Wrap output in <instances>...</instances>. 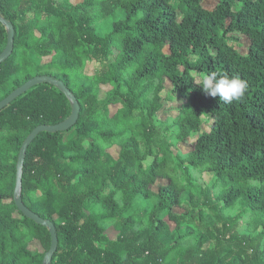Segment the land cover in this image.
Listing matches in <instances>:
<instances>
[{
  "label": "trees",
  "instance_id": "trees-1",
  "mask_svg": "<svg viewBox=\"0 0 264 264\" xmlns=\"http://www.w3.org/2000/svg\"><path fill=\"white\" fill-rule=\"evenodd\" d=\"M0 16L14 27L0 100L49 75L80 107L72 127L41 132L25 154L19 195L56 225L51 264H264V0H218L211 9L203 0H0ZM243 36L246 53L232 42ZM7 40L0 21V54ZM211 72L246 80L245 95L225 104L204 93L198 76ZM102 85L111 86L105 97ZM175 95L183 98L177 114L159 119ZM72 111L50 83L0 110V264H44L51 234L17 207V162L36 127ZM202 169L210 180L194 202L192 178ZM247 221L255 236L237 233ZM185 225L197 239L179 233ZM29 237L45 252L31 251Z\"/></svg>",
  "mask_w": 264,
  "mask_h": 264
},
{
  "label": "rangeland",
  "instance_id": "rangeland-1",
  "mask_svg": "<svg viewBox=\"0 0 264 264\" xmlns=\"http://www.w3.org/2000/svg\"><path fill=\"white\" fill-rule=\"evenodd\" d=\"M71 2L74 4H77V3L83 2V0H71ZM217 3H218V0H203L204 6L207 8H210V9L213 8ZM117 15H118V18L124 17V11L119 10ZM113 21H114V18L109 16L102 21V25L108 31L109 29H111ZM232 42H233V44L236 45L237 49H239L241 52L246 53L248 51V48L250 45V40L246 36H243L239 42H236L234 40ZM47 59L48 58H44L43 61H47ZM87 72L92 74L93 72H95V70L92 66L89 65L87 67ZM198 78H201V77L198 76ZM171 88H172V86H171L170 82H167V90L168 91L167 90L164 91L163 95L166 96L167 92H169V90ZM109 90H111V86L102 85L101 97H105ZM2 96H3V93L0 92V97H2ZM182 103H183V98L179 95H175L173 100L164 101V108L159 112L158 118L161 120H166V119L176 115L177 110H178V108L181 107ZM118 107L119 106H111L112 113L115 112ZM208 127H209L208 123H205L204 128L208 129ZM178 149L184 153H187L190 151V145L185 144V143H180L178 146ZM119 150H120V148L118 146H113L112 148L109 149V151L115 157H118ZM174 152L177 153L178 151L175 150ZM193 176L194 177L192 178V183H193L192 193H193V197H194V202H199L201 200V197H202V191H203L204 187L207 185L208 181L210 180V174L205 169H202L200 172H195ZM165 182H166V179L159 180L158 183L154 186V189L157 190V186L159 184H163ZM188 198H189V192H185L183 194L184 201L187 200ZM182 210H184V209H180L178 207L175 208V211L178 213L181 212ZM237 213H238V210L231 212L230 215L235 216ZM207 216L209 217V219L212 223H214L216 225L221 224L220 221H218V217H216L214 214L207 213ZM166 220L169 223L171 229L173 231H175L176 233H178V231L176 230V225L173 222H171L168 218H166ZM248 224H249L248 221L243 222L242 226L238 229L237 233L240 235H242L244 233H248V234L251 233V235L255 236L257 232H254V230L251 231L250 226ZM261 229L262 228H260V230ZM188 232H194L195 237H196L195 239H197L199 236V232L197 231V229L191 225H185L179 231V233H188ZM105 234L110 239L115 240L117 238L119 232L114 227L109 226L105 230ZM28 244H29L30 250L33 251L34 253L45 252L44 248L42 247V245L40 244V242L37 239L29 237L28 238Z\"/></svg>",
  "mask_w": 264,
  "mask_h": 264
},
{
  "label": "water",
  "instance_id": "water-1",
  "mask_svg": "<svg viewBox=\"0 0 264 264\" xmlns=\"http://www.w3.org/2000/svg\"><path fill=\"white\" fill-rule=\"evenodd\" d=\"M0 21H2L8 30V40L7 45L5 49L0 54V64L3 63L13 52V39H14V27L11 22H8L4 20L0 16ZM41 83H50L52 85H55L56 87L60 88L61 91H63L72 101L73 104V111L71 116L55 125H39L36 127L25 139L19 153L18 162H17V183H16V191H15V200L18 209L27 217L34 220L38 224H41L45 227H47L51 234V246L48 251L45 253L44 257V264H51V261L53 259V256L55 252L58 249L59 245V237L56 225L52 220H46L42 217H40L37 213L32 211L30 208H28L25 203L23 202V199L19 195L20 188H21V182H22V171L24 166V160H25V154L29 148V146L33 143V141L37 138V136L41 132H58V131H64L72 127L78 120L80 107L78 104V101L76 97L72 95L70 90L66 87L63 81L57 80L56 78L49 76V75H40L35 76L13 91H11L6 97L0 100V110L4 107L10 105L15 99H17L19 96L30 90L32 87L41 84Z\"/></svg>",
  "mask_w": 264,
  "mask_h": 264
},
{
  "label": "clouds",
  "instance_id": "clouds-1",
  "mask_svg": "<svg viewBox=\"0 0 264 264\" xmlns=\"http://www.w3.org/2000/svg\"><path fill=\"white\" fill-rule=\"evenodd\" d=\"M199 86L207 95L219 96L220 101L225 104L241 99L248 89L247 81L240 76H229L227 73L217 74L216 72L204 74Z\"/></svg>",
  "mask_w": 264,
  "mask_h": 264
}]
</instances>
